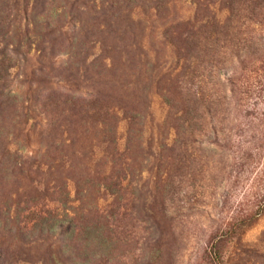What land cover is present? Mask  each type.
<instances>
[{
  "label": "rangeland",
  "instance_id": "1",
  "mask_svg": "<svg viewBox=\"0 0 264 264\" xmlns=\"http://www.w3.org/2000/svg\"><path fill=\"white\" fill-rule=\"evenodd\" d=\"M93 246L264 264V19L246 0H0V264H99Z\"/></svg>",
  "mask_w": 264,
  "mask_h": 264
},
{
  "label": "trees",
  "instance_id": "2",
  "mask_svg": "<svg viewBox=\"0 0 264 264\" xmlns=\"http://www.w3.org/2000/svg\"><path fill=\"white\" fill-rule=\"evenodd\" d=\"M247 2H249V12L252 15H258L261 16V20L264 19V0H246ZM236 233V232H235ZM235 235V234H232ZM238 237V235H235ZM95 246V245H94ZM91 247L89 250H91L93 248V251H91L90 253H94L96 254L97 257L100 258V263L99 264H110L111 261V251L109 250V248L106 247ZM94 248L98 249V250H94ZM216 245H214L213 247H211L210 250V254L212 253V259L213 260H220L221 255L220 253L216 250ZM77 264H88L87 262H79Z\"/></svg>",
  "mask_w": 264,
  "mask_h": 264
}]
</instances>
